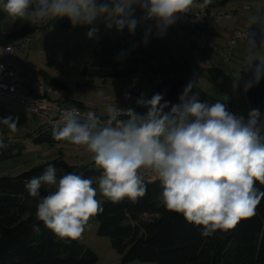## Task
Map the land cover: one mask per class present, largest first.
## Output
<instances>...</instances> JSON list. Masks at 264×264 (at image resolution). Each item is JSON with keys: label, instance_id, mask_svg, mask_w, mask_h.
I'll return each instance as SVG.
<instances>
[{"label": "clouds", "instance_id": "1", "mask_svg": "<svg viewBox=\"0 0 264 264\" xmlns=\"http://www.w3.org/2000/svg\"><path fill=\"white\" fill-rule=\"evenodd\" d=\"M212 0H203L205 8ZM195 0H0L10 17L37 24L54 17L67 18L73 27L87 26V38L98 35V20L105 27L118 31L125 28L134 33L139 24L151 22L156 34L166 35L177 20L192 11ZM137 9L142 15L136 16ZM260 22V20L258 21ZM151 32L145 33V43ZM247 62L252 78L244 86L264 79V36L260 47L255 36H248ZM257 62V63H254ZM254 65V67H253ZM241 77L233 81L239 86ZM189 82L172 104L161 93L150 99L141 94L138 107L147 109L143 115L128 107L126 113L109 106L108 119L101 120L89 111L81 122L75 110L64 111L53 125V139L86 146L94 163L103 170L99 192L113 203L128 198L133 203L146 195L145 174L158 179L162 188L159 197L163 206L182 214L201 235L212 236L217 230L234 229L241 219L256 214L264 199V114L251 109L247 118L217 101H201ZM126 98L131 99L130 93ZM121 114L127 120H119ZM11 132L18 131V118H0ZM0 147L3 144L0 143ZM154 182V181H153ZM43 185L54 190L41 196ZM31 197H39L36 216L60 239H79L91 217L103 212L93 180L76 173L57 177L54 165L25 184ZM34 230L38 231V227Z\"/></svg>", "mask_w": 264, "mask_h": 264}, {"label": "trees", "instance_id": "2", "mask_svg": "<svg viewBox=\"0 0 264 264\" xmlns=\"http://www.w3.org/2000/svg\"><path fill=\"white\" fill-rule=\"evenodd\" d=\"M55 19L60 28L88 30L87 26L73 27L67 18ZM149 28L137 27L134 33L126 29L118 31L113 27L105 30L96 52L99 61L90 62L82 73L106 75L136 69L149 70L160 75L154 94L161 93L165 100L178 103L179 96L189 82L194 81L197 71L189 60L172 54L171 47L156 34L155 29L151 28L145 43V33ZM24 34H17L14 38ZM12 39L2 37L0 33V44H7ZM206 74L217 96L202 90L195 83L193 92L201 101L210 104L220 101L227 104L230 111L245 118L254 108L264 114V79L247 92L243 90L252 78V68L248 63L240 72L241 79L235 90L232 85L238 76L225 73L221 66L207 67ZM154 94L146 98L150 99ZM70 102L84 106L79 101ZM146 111L144 107L142 111L136 109L142 115ZM41 126L37 127L34 142H61L53 139V127L43 129L44 126ZM20 151V146L3 145L0 147V160ZM49 165L55 166L58 178L76 173L93 179L101 174L94 169L78 168L59 156L14 175H0V264H98L94 252L77 240L69 242L60 239L37 219L38 202L36 197L29 195L25 184L32 177L42 174ZM153 181L146 183V195L135 203L127 197L117 203L108 198L101 200L103 212L94 216L98 225L97 234L109 237L112 247L122 253V262L264 264V199L257 206L256 214L241 219L234 229L227 232L217 230L212 236L204 237L201 226L188 223L182 214L168 211L163 206L159 199L162 192L160 182L158 179ZM256 187L264 191V185L257 183ZM37 227L39 230H34Z\"/></svg>", "mask_w": 264, "mask_h": 264}, {"label": "rangeland", "instance_id": "3", "mask_svg": "<svg viewBox=\"0 0 264 264\" xmlns=\"http://www.w3.org/2000/svg\"><path fill=\"white\" fill-rule=\"evenodd\" d=\"M209 5L217 7L221 10L219 12H227L231 15L222 19V24L227 28L245 30L258 24L264 31V13L262 12L264 0H212ZM141 15L142 13L137 9L136 16L139 18ZM26 19L21 20L8 16L0 6L1 36L16 40L17 38L14 37L17 34L28 35L30 37L28 52L24 58L17 59L18 66L44 87L60 91L61 98L68 100L67 102L70 100L79 101L99 115L107 116L109 106L124 107L129 100L126 98L127 93L136 96V98L141 94L147 97L155 93L160 75L149 70L136 69L122 74L106 75L82 73L83 68L90 62L99 61L96 52L99 49L100 39L107 30L103 20L96 22L99 28L98 35L89 39L86 35L88 30L74 31L60 28L56 24L55 17L39 21L37 24H32ZM259 20L260 22H258ZM142 26L155 29L151 22L139 24L137 27ZM125 29L128 31L127 28ZM161 38L171 47L172 54L191 62L197 71L194 82L202 90L217 96L206 74L207 58H214L217 55L202 45L196 36L186 33L176 23ZM13 39L12 41H14ZM238 43H243V40H239ZM247 47L242 49L244 59H234V54L229 57L236 64L233 71L230 70L228 63H222L217 59L213 60H217V65L223 67L225 73L239 76L241 70L246 68L247 57L250 54ZM263 51L264 49H260L258 53ZM258 53L257 55H259ZM189 56H192L193 60ZM212 62L215 63V61ZM211 65L215 66V64ZM138 109L142 111V107H138ZM9 116L13 119L18 118V131L11 132L6 125L0 124V143L20 146L21 151L0 160V175H14L45 161L55 160L59 156L78 168L86 167L103 173V170L94 163L93 154L87 150L86 146L73 145L67 141L53 144L34 142L33 138L37 134L39 121L27 107L0 97V118ZM127 119L128 117H121L120 120ZM101 174L92 179L93 187L97 188L96 198L99 201L107 199L99 192L98 181ZM52 190L54 189L43 185L40 189L41 196ZM36 200L39 202V197H36ZM97 227V220L93 216L82 236L76 240L96 254L98 264H155L139 260L122 262V253L112 247L107 235L97 234Z\"/></svg>", "mask_w": 264, "mask_h": 264}, {"label": "built area", "instance_id": "4", "mask_svg": "<svg viewBox=\"0 0 264 264\" xmlns=\"http://www.w3.org/2000/svg\"><path fill=\"white\" fill-rule=\"evenodd\" d=\"M202 3L203 0H195L192 11L180 17L176 24L181 26L186 33L196 36L198 41L209 51L218 55L222 62L228 61L239 40L246 41L248 44L247 38L253 34L255 44L260 47L263 30L258 26L245 30H227V42L223 48L219 47L211 39V35L215 26L225 28L222 19L229 15L213 10L211 5L200 8L199 5ZM29 38L28 35H24L7 44H0V97L27 107L40 125L44 127H53L60 120L62 113L67 110L77 111L80 114L81 122H83L86 114L93 110L67 102L61 98L60 91L44 87L18 66L17 59L24 58L28 52ZM135 100L136 96H131V99L124 107L118 108V111L126 113L128 107H132L136 111L138 106ZM95 113L101 120L108 119V115L103 116ZM121 117L128 116L121 114L118 119L120 120ZM153 180L155 179L151 174H145V183Z\"/></svg>", "mask_w": 264, "mask_h": 264}, {"label": "crops", "instance_id": "5", "mask_svg": "<svg viewBox=\"0 0 264 264\" xmlns=\"http://www.w3.org/2000/svg\"><path fill=\"white\" fill-rule=\"evenodd\" d=\"M212 8H213V10H215V11H221V10H219V9H217V7H213L212 6ZM224 12H226V11H224ZM226 14H228L227 12H226ZM229 15V14H228ZM231 15H229V16H227V17H230ZM227 17H225V18H227ZM255 26H258V27H261L260 25H258V24H256ZM232 28H227L226 26H225V28H223V27H221V26H215L214 27V29H213V32H212V35H211V39L217 44V45H219V47H221V48H223L224 46H225V44H226V42H227V38H228V31L227 30H231ZM245 41H243V43H237L236 45H235V47H234V51L232 52V54L230 55V57L233 55V58L234 59H240V58H242V59H244V57H243V54H242V49L246 46H248L247 45V42H245ZM245 45V46H244ZM247 49H248V47H247ZM259 55H264V51L263 52H260V53H258ZM189 58L191 59V60H193V58H192V56H189ZM213 59H217L218 61H220L221 62V58L217 55V57H211V58H207V62H208V66L207 67H209V66H212L211 64H215V66L217 65V60H213ZM212 61H215V63L214 62H212ZM226 63H228L227 65H229V68H230V70L231 71H233L234 70V68H235V63H233V61H231L230 59L226 62ZM248 63V62H247ZM243 64V63H242ZM223 68V67H222Z\"/></svg>", "mask_w": 264, "mask_h": 264}]
</instances>
